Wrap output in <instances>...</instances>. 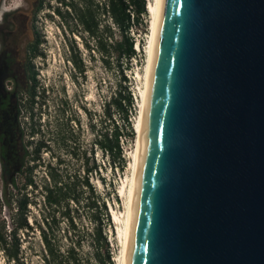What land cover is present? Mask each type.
<instances>
[{"label": "water", "instance_id": "obj_1", "mask_svg": "<svg viewBox=\"0 0 264 264\" xmlns=\"http://www.w3.org/2000/svg\"><path fill=\"white\" fill-rule=\"evenodd\" d=\"M127 264H264V0H159Z\"/></svg>", "mask_w": 264, "mask_h": 264}, {"label": "trees", "instance_id": "obj_2", "mask_svg": "<svg viewBox=\"0 0 264 264\" xmlns=\"http://www.w3.org/2000/svg\"><path fill=\"white\" fill-rule=\"evenodd\" d=\"M59 3L65 9L54 7V10L65 19L70 58L76 70L81 74L83 63L73 35H81L88 50L95 47L105 68L110 69L112 64H116L119 79L115 91L103 102V125L92 144H96L103 155L106 154L107 163L113 170L122 173L126 160L120 138L132 139L134 131L130 118L135 112L133 93L124 70L131 69V61L138 55L132 31L139 26L146 29L143 18L147 14L146 0H59ZM43 5L44 0H39L34 13ZM39 36L34 31V38L27 45L31 57L38 55ZM139 45H143L140 40ZM76 70L72 74L74 77ZM35 74L32 72L34 83L26 99L31 111L28 136L33 138L27 139L16 155L8 154L0 144V214L2 208L8 209V216L0 215V249L7 264H29L23 256L21 242L29 240L30 235L37 231L40 264H116L106 233V228L111 227L106 203L110 197L100 195L90 182L91 174L97 173V165L93 161L90 164L92 149L88 154L86 151L81 153L82 167L72 171L66 159L53 152L52 139L70 157L79 158L78 148H69L66 128L61 123L55 125V132L46 139V132L39 121L40 111H34L39 88ZM114 113L121 117L123 125L116 121ZM36 116L37 119L34 118ZM3 138L1 134V143ZM71 138L76 140L73 135ZM43 151L50 154L51 160H44ZM40 166L44 168V175L37 181L33 172ZM100 179L104 181L103 177ZM31 207L39 209L38 215L32 213ZM79 209H82L90 227L78 228ZM62 224L67 225L65 233L60 231ZM84 245L88 249L81 253Z\"/></svg>", "mask_w": 264, "mask_h": 264}, {"label": "rangeland", "instance_id": "obj_3", "mask_svg": "<svg viewBox=\"0 0 264 264\" xmlns=\"http://www.w3.org/2000/svg\"><path fill=\"white\" fill-rule=\"evenodd\" d=\"M33 7L34 0H25L23 8L27 16L25 42L27 44L32 41L34 38V31H37L40 35V42L38 44L39 52L33 60L39 87L38 97L36 98L37 104L34 107V111H40L42 113L39 114V121L42 129L46 132V139H50L48 137L50 133L55 132V125L57 123H61L63 128H66L65 133L69 139V148L77 147L79 158L75 159L70 157L63 148L58 147L53 142V139L50 140V145L54 153L66 159V163L71 171L74 169H81V153L86 151L88 154L89 150L92 149L89 155H92L93 160H90V164L93 161L97 165V173L94 172L91 174L90 182L100 195L110 197L109 214L111 213V208L116 211L124 210V199L120 194V187L126 175L130 173V153L135 148L134 140H136L137 133L134 125L139 115V104L137 107L133 98L135 112L131 115L130 119L132 121L134 135L131 140L128 139L123 142L126 167L123 172L120 173L109 166L107 158L101 154L98 149L99 147L96 144H92L94 137L103 125V102L116 89L115 87L119 79L116 64H112L110 69L105 68L102 63V57L95 47L88 50L84 44V38L81 35H74L72 37L76 41L75 44L83 63V71L80 74L70 58L71 49L69 46V39L67 38L68 29L65 19L54 10V7H60L61 10H64L65 7L59 3V0H44L43 7L36 13L33 12ZM143 18L144 23H146V29L143 30V27L139 26L137 30L132 31V34L135 39L140 40L144 46L146 43L144 34L146 33L149 35L150 33V14L147 12ZM100 19L102 24L103 17L101 16ZM144 58L145 53L143 50H140L138 55L131 61V69L124 70V74L128 78L130 89L137 97L139 94V87L142 83L140 75L144 72L146 64ZM75 70L77 71L76 77L72 75L75 73ZM139 100L140 98H138V101ZM40 103H42L41 107ZM114 116L116 121L123 125L121 117L116 113H114ZM35 119H37V116ZM71 135H73L76 140H73ZM34 137L36 138V136ZM42 157L45 161L51 160L50 154L45 151L42 152ZM43 171L44 168L42 166L34 170L33 174L37 181L44 175ZM99 175L103 177L104 181H101ZM0 189H2L1 172ZM31 211L35 215L39 213V209L35 207H31ZM79 213L81 216L80 221H77L78 228L83 229L90 227V223L86 216H84L82 209H79ZM0 215L1 217L8 216V209L2 208ZM111 215L112 213L110 214V219ZM67 230V225L62 224L60 231L65 233ZM106 233L112 243L110 246L113 250V258H116L121 248V242L118 240L119 238L117 236V224L112 220L111 227L106 228ZM39 245L40 241L37 231H35L33 235H30L29 240H22L21 249L23 250V256L26 258L27 263H41L38 252ZM87 249V246L84 245L81 253H84ZM114 261L117 264V261ZM0 264H7L1 249Z\"/></svg>", "mask_w": 264, "mask_h": 264}, {"label": "flooded vegetation", "instance_id": "obj_4", "mask_svg": "<svg viewBox=\"0 0 264 264\" xmlns=\"http://www.w3.org/2000/svg\"><path fill=\"white\" fill-rule=\"evenodd\" d=\"M24 3L0 0V135L4 137L0 144L12 155L19 154L27 139L33 138L28 136L31 111L26 99L34 83L31 75L36 72V56L29 55L25 42ZM38 4L34 0L33 12Z\"/></svg>", "mask_w": 264, "mask_h": 264}, {"label": "bare ground", "instance_id": "obj_5", "mask_svg": "<svg viewBox=\"0 0 264 264\" xmlns=\"http://www.w3.org/2000/svg\"><path fill=\"white\" fill-rule=\"evenodd\" d=\"M159 0H148L147 12L150 14V33L148 35V42L146 46V64L144 72L140 75L142 78L141 86L139 87L140 100L139 115L136 118V140L135 148L131 151V160L129 161L130 173L126 175L120 187V194L124 199V210L116 211L111 208V220L117 224V236L121 242V248L116 258L117 264H127L129 238L132 225L135 186L138 163L142 147L143 132L145 120L147 115V105L149 97V88L151 80V65L154 48L155 26L157 19ZM53 61V59H52ZM110 213V214H111Z\"/></svg>", "mask_w": 264, "mask_h": 264}, {"label": "built area", "instance_id": "obj_6", "mask_svg": "<svg viewBox=\"0 0 264 264\" xmlns=\"http://www.w3.org/2000/svg\"><path fill=\"white\" fill-rule=\"evenodd\" d=\"M147 3H148V0H146V6H147ZM144 35H145V39L144 40H146V43L144 44L145 47L143 45L142 46L139 45V40H136L135 41L134 47H135V49H136L137 52H140V50H143L144 51V53H145L144 60L146 61V51L145 50H146V46H147V42H148V35L146 33ZM133 98H134V101H135V103H136V105L138 107V98H140L139 94H138V97L133 94ZM138 110H137V113H138ZM120 139H121V144H122V148H123V142H124V140H127V139H124L122 137ZM134 145H135V140H134ZM98 149L100 150L101 154L103 155L102 150L100 148H98ZM124 153H125V150L123 149V156L125 157V154ZM104 156L106 157V154ZM106 203H107L108 210H109L110 209V203H109L108 200L106 201ZM108 241L112 245L110 238H108Z\"/></svg>", "mask_w": 264, "mask_h": 264}, {"label": "clouds", "instance_id": "obj_7", "mask_svg": "<svg viewBox=\"0 0 264 264\" xmlns=\"http://www.w3.org/2000/svg\"><path fill=\"white\" fill-rule=\"evenodd\" d=\"M74 36V35H73Z\"/></svg>", "mask_w": 264, "mask_h": 264}]
</instances>
